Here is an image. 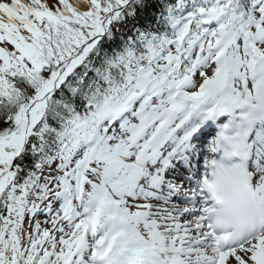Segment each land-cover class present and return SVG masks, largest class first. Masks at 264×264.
Listing matches in <instances>:
<instances>
[{
	"label": "snow or ice",
	"instance_id": "snow-or-ice-1",
	"mask_svg": "<svg viewBox=\"0 0 264 264\" xmlns=\"http://www.w3.org/2000/svg\"><path fill=\"white\" fill-rule=\"evenodd\" d=\"M0 264H264V0H0Z\"/></svg>",
	"mask_w": 264,
	"mask_h": 264
}]
</instances>
